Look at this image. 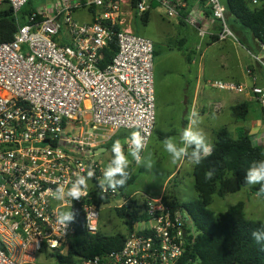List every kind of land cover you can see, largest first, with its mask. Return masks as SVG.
<instances>
[{
  "label": "built area",
  "instance_id": "2783aa9c",
  "mask_svg": "<svg viewBox=\"0 0 264 264\" xmlns=\"http://www.w3.org/2000/svg\"><path fill=\"white\" fill-rule=\"evenodd\" d=\"M5 1L17 29L11 41L0 42V264H35L40 254L66 255L78 218L87 234H95L103 207L116 199L114 211L135 214L130 226L120 219L126 229L122 246L78 257V264H195L183 260L187 241L195 237L186 229V218L192 221L184 209L162 196L104 192L97 186L104 168L94 156L107 152L108 162L112 159L113 135L127 132L121 141L127 155L130 133L140 131L148 146L156 123L152 41L124 28L113 30L124 0H65L54 9L32 11L23 23L19 12L29 0ZM161 4L168 17L179 15L171 0ZM207 4L219 22L217 39L236 40L221 0ZM90 6L96 9L91 21L73 19V12ZM147 8L145 0L136 5L140 14ZM188 21L200 39L210 34L194 18ZM113 37L117 51L102 66L103 50ZM260 46L262 52L251 57L264 70ZM213 86L245 90L223 80ZM250 90L264 107V87ZM88 167L96 173L88 181V195L73 201L53 198L58 186L76 173L86 175ZM71 205L76 215L65 232L57 210H71Z\"/></svg>",
  "mask_w": 264,
  "mask_h": 264
},
{
  "label": "crops",
  "instance_id": "0c3cea01",
  "mask_svg": "<svg viewBox=\"0 0 264 264\" xmlns=\"http://www.w3.org/2000/svg\"><path fill=\"white\" fill-rule=\"evenodd\" d=\"M145 1L148 8L143 21L142 14L136 9L139 0H124L118 26L152 41L154 86L159 77L157 82L164 83L169 96L164 101L174 110L175 119L181 120V128L188 126V114L195 108L201 117L198 127L211 143L215 133L224 128L233 138L246 132L255 144L264 145V107L250 90L253 85L264 87V70L251 57V54L262 52L260 43L230 16L226 20L236 40H218L219 22L209 12L207 0L206 3L202 0H171L179 14L173 17L166 15L161 0ZM188 18H194L198 26L210 34L200 39ZM215 80L240 84L245 90H220L215 94ZM154 98L156 105V90ZM241 103L247 104L248 110L245 116L237 118L232 107ZM215 104L219 106L216 111L213 109ZM212 114L217 120L210 122L208 117ZM222 117L226 120L218 125V119ZM156 128L155 123L154 130ZM162 134L170 135L171 132ZM176 197L180 203L177 194Z\"/></svg>",
  "mask_w": 264,
  "mask_h": 264
},
{
  "label": "trees",
  "instance_id": "16d2710c",
  "mask_svg": "<svg viewBox=\"0 0 264 264\" xmlns=\"http://www.w3.org/2000/svg\"><path fill=\"white\" fill-rule=\"evenodd\" d=\"M203 2L206 0H202ZM227 16L246 28L260 43L264 44V0H258L251 5L248 0H221ZM29 0L19 12V22L23 23L32 11H35ZM95 7L90 6L89 12L93 19ZM211 13V10L209 11ZM147 12L142 14L146 20ZM37 19H41L40 16ZM17 29L16 17L7 1H0V42H9ZM120 26H114L118 31ZM117 51L115 38L103 50L102 66L111 62ZM153 56L155 51L153 49ZM248 106L241 103L232 107L237 118L246 115ZM113 144V143H112ZM214 151L199 165L192 166L193 185L197 198L187 203H179L173 188L163 196L164 201L173 207L184 209L189 215L195 229V237L189 238L185 245L183 260L191 258L195 264H264V245L257 244L251 232L264 226L260 220L249 219L245 215L244 203L237 202L225 212L215 215L209 205L213 196L222 197L228 193L240 190L244 185L245 172L254 160L264 159V145L255 144L246 132H241L233 138L226 129L215 133L212 142ZM213 171L211 180H205V174ZM130 177L123 187L117 189L125 193L134 182L135 175L129 167ZM260 185H253L251 191L258 193ZM263 194H260L262 196ZM104 202H107L105 200ZM119 219L130 226V219L135 216L125 209H115ZM124 233H104L99 229L95 234H87L83 219L78 218L75 233L69 242L66 255L51 254L56 264H78V257L89 258L103 254L113 249H119L124 241Z\"/></svg>",
  "mask_w": 264,
  "mask_h": 264
},
{
  "label": "rangeland",
  "instance_id": "374dc122",
  "mask_svg": "<svg viewBox=\"0 0 264 264\" xmlns=\"http://www.w3.org/2000/svg\"><path fill=\"white\" fill-rule=\"evenodd\" d=\"M35 10L54 9L65 0H31ZM72 17L78 23L89 22L91 20L90 12L85 9H79L72 13ZM159 77H156V130L153 131L148 146L142 156L148 157L151 154L153 162L152 168H147L143 165L137 166L129 155V167L135 175L134 182L128 187L125 193H139L149 196H158L168 194V191L173 188L181 204L193 201L197 198V193L193 185L192 163L189 159L184 158L173 164L169 154L163 148V141L168 137H179L181 128V120L175 119V112L171 110L169 105H166L165 99L169 98L165 92L163 82H157ZM159 81V80H158ZM154 90V92H155ZM213 92H221L219 89H214ZM223 92V91H222ZM216 115H209L208 121H216ZM218 125H222L226 118L218 119ZM171 132L170 135L162 133ZM126 131H117L113 135V141L119 139L120 142L126 136ZM95 160L101 162L105 168L110 156L107 152L94 156ZM253 186V185H251ZM250 185H244L240 190L228 193L222 197L213 196L209 209L215 214L225 212L229 207L237 202L244 203L245 215L249 219L260 220L264 224V200L260 195L251 191ZM117 203V199L110 201L102 210L101 230L107 234H115L117 232L125 233L126 229L122 221L116 215L113 207ZM182 209V208H181ZM184 212V210L182 211ZM186 229L193 234H196L193 224L186 218ZM56 259L51 254H40L37 256L35 264H56Z\"/></svg>",
  "mask_w": 264,
  "mask_h": 264
},
{
  "label": "clouds",
  "instance_id": "9594fccd",
  "mask_svg": "<svg viewBox=\"0 0 264 264\" xmlns=\"http://www.w3.org/2000/svg\"><path fill=\"white\" fill-rule=\"evenodd\" d=\"M103 0H96L97 4H101ZM188 126L179 131L178 139L176 137H168L163 141V148L169 154L173 164L187 158L191 163L199 165L207 157L211 156L214 151L213 144L209 141L206 133L198 127L201 123L199 112L193 108L188 114ZM147 148V143L140 131H132L129 138V152L126 155L124 145L119 139L115 140L111 147L112 159L103 169L102 179L97 182V186L104 192L109 189L115 191L118 187H123L129 177L128 171L130 161L128 156L137 166L143 165L152 168L153 162L151 154L148 157L142 156ZM96 176L92 167L86 169V175L81 173L75 174V179L58 186L52 193L53 198L63 201L67 198L80 200L82 196L88 195V181ZM214 176L213 171L205 174V180H211ZM244 181L247 185H260L258 195L264 194V159L254 160L250 163L245 172ZM70 185V186H69ZM57 210V222L65 229L74 221L76 213L72 210ZM253 240L257 244L264 245V226L254 229L251 232Z\"/></svg>",
  "mask_w": 264,
  "mask_h": 264
},
{
  "label": "water",
  "instance_id": "95a60500",
  "mask_svg": "<svg viewBox=\"0 0 264 264\" xmlns=\"http://www.w3.org/2000/svg\"><path fill=\"white\" fill-rule=\"evenodd\" d=\"M104 149V148H103Z\"/></svg>",
  "mask_w": 264,
  "mask_h": 264
}]
</instances>
